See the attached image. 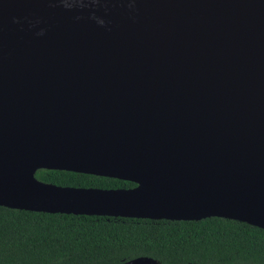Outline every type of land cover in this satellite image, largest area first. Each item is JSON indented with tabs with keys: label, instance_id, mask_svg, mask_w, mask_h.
I'll return each instance as SVG.
<instances>
[{
	"label": "water",
	"instance_id": "95a60500",
	"mask_svg": "<svg viewBox=\"0 0 264 264\" xmlns=\"http://www.w3.org/2000/svg\"><path fill=\"white\" fill-rule=\"evenodd\" d=\"M4 150L0 206L264 229V0H0Z\"/></svg>",
	"mask_w": 264,
	"mask_h": 264
},
{
	"label": "trees",
	"instance_id": "16d2710c",
	"mask_svg": "<svg viewBox=\"0 0 264 264\" xmlns=\"http://www.w3.org/2000/svg\"><path fill=\"white\" fill-rule=\"evenodd\" d=\"M35 177L62 186L129 188L131 181L66 170ZM264 264V229L207 217L168 220L46 213L0 206V264Z\"/></svg>",
	"mask_w": 264,
	"mask_h": 264
},
{
	"label": "bare ground",
	"instance_id": "6f19581e",
	"mask_svg": "<svg viewBox=\"0 0 264 264\" xmlns=\"http://www.w3.org/2000/svg\"><path fill=\"white\" fill-rule=\"evenodd\" d=\"M80 119H81V117L77 118L76 120L78 121ZM76 120H75V123H77L76 130L82 129L83 125L81 123H83V122L82 121L77 122ZM86 126L87 125L85 123V127ZM83 130H84V127H83ZM87 131H88V129H87ZM85 132H86V130H85ZM1 154L6 155L7 160L3 161L2 157H0V171H8V172L14 173V172H19V170H22V168H24L21 160H24L25 157H23V156H21V157L11 156V154L7 150L0 152V155ZM5 161L7 164L6 166H5Z\"/></svg>",
	"mask_w": 264,
	"mask_h": 264
},
{
	"label": "rangeland",
	"instance_id": "374dc122",
	"mask_svg": "<svg viewBox=\"0 0 264 264\" xmlns=\"http://www.w3.org/2000/svg\"><path fill=\"white\" fill-rule=\"evenodd\" d=\"M124 264H157V263L150 258H138Z\"/></svg>",
	"mask_w": 264,
	"mask_h": 264
}]
</instances>
